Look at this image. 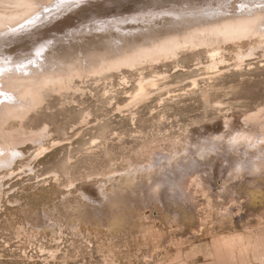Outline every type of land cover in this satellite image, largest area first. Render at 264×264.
<instances>
[{"label": "rangeland", "instance_id": "rangeland-1", "mask_svg": "<svg viewBox=\"0 0 264 264\" xmlns=\"http://www.w3.org/2000/svg\"><path fill=\"white\" fill-rule=\"evenodd\" d=\"M64 1L18 25L0 0V65L62 79L3 127L21 153L0 168V264H264V38L123 62L264 23V0Z\"/></svg>", "mask_w": 264, "mask_h": 264}, {"label": "bare ground", "instance_id": "bare-ground-1", "mask_svg": "<svg viewBox=\"0 0 264 264\" xmlns=\"http://www.w3.org/2000/svg\"><path fill=\"white\" fill-rule=\"evenodd\" d=\"M10 2L12 3L11 5H13V4H14V6L16 5L15 7H18V6H19V8L22 7L23 8L22 11L25 13L24 17L21 18L20 21L18 20L19 22L17 21V19L13 20V22L14 21L18 22L17 23L18 25H20V23L22 24L23 21H25L27 19H29L28 21H31V22H34V21L38 22L37 20H40V19L45 18V17H48L49 15H53L55 12L59 11L60 9H63L62 7L67 5L66 4L67 2L64 1V0H10ZM37 3H39L41 6L38 7ZM35 4H37V6H35ZM21 9L16 11V13L21 11ZM35 13H38V14L35 15ZM20 14H19V16H21ZM32 15H34L36 17L33 16L31 18ZM124 15H129V14L124 13ZM5 16H6V14H5ZM16 16H17V14H16ZM11 18L12 17H10V19ZM15 18H17V17H15ZM15 18H13V19H15ZM0 20H2V19H0ZM10 21H12V19ZM28 21H26V23ZM5 22H7V21L5 20ZM28 23H30V22H28ZM2 24H4V23L2 22ZM11 24L12 23H10V25ZM17 24H16V26H18ZM0 25H1V21H0ZM14 25H12L11 28ZM27 25H30V24H27ZM31 28H32V26H31ZM12 30L14 31V30H18V29H12ZM250 34L257 35V36L260 37V39L261 38L263 39L264 38V23L258 22L257 20H249V21H246V22L226 25V26L221 27V28H219L217 30L207 31V32H204V33H202L200 35H197V36L196 35H191L189 37H185V38H182V39H175V40L165 41L164 43H161L159 45L156 44L152 48H146V49H143L141 51H138V54L135 57L132 56L131 58H126V59H124V61L122 60L123 58H120V59L123 62H126L127 65L132 66L136 62H139L141 59L150 58L152 60H157V59H160L161 57H164V58H167L169 56L172 57V56L177 55L179 50L188 49V48H197V47H201V46L209 48V47H213L215 45H220L222 43H226V42L231 41V40L240 39L243 36H251ZM263 45H264V43H263ZM263 45H262V47H264ZM119 60L117 58V61H116V59L113 62L110 61L105 66L107 68L106 70H108V68H110V70L114 69L115 67H117L118 63L122 64V62L119 61ZM20 61L22 62V60H20ZM26 61H28V60H26ZM22 63H19V62H16V63H14V62L13 63H8L7 62V63H5V66H6V64L9 65L7 68H9V69L12 68L11 71L9 70V72H12L10 75L5 73L7 71H5V70H4L5 72L2 71L3 69H7L6 67H2L3 63L0 65L1 66L0 67V86H1L0 87V95H3V97L5 99L4 102H0V138H2L4 143H5V145H2V143H1L2 141L0 142L1 143V145H0V168H1L2 165L3 166H6V165L10 166L11 163H13V159L15 158V156H17L15 158V159H17L18 158L17 154L21 153V151L18 148H16V146H15L16 145L15 142H17V141H15L16 139H14L15 137H13V135L10 132L5 131L3 129V127L6 124V122L8 120H13V119H11V117H15V118L17 117V119H18V117H22L24 115L28 116L29 115V111L34 106H36L38 104L37 96L40 95V93H39L36 96V94L38 92H40L38 89L43 87V86H46V85L47 86H49V85H53L54 86L56 84L58 85V83H60L62 81V79L59 77V74H57L58 72L55 73V71L52 72V71H49V69H45L44 70V67H42V68L39 67L40 69L43 70V74H41L39 72L40 71L39 68L35 69L32 66H30V67H21ZM36 63H38V61ZM91 66H92V68H95L97 70L99 69V65H96V64L95 65H91L90 64V67ZM90 67L87 68L89 72H90V69L92 70V68H90ZM16 68H18V71H16L17 70ZM13 69H16V70H13ZM103 69L104 68H102L100 70H103ZM100 70H99V72H100ZM64 71L67 72V68H66V70L64 69ZM2 72L4 73V76H5V74H7L11 78L9 81L7 80L8 82H6V80H5L4 82H6V83L2 82V79H3V75H1V74H3ZM61 72H63V71H61ZM72 72L73 71H71V73ZM25 73L28 74V75H25ZM76 73H74V74H76ZM93 73H95V72H93ZM78 74H79V72H78ZM73 76L74 75L71 74V78ZM153 85H155L154 81H147V80H144V79L141 80L139 82V86H138V89H137V94L138 95L145 94V92L148 90V86H153ZM27 113H28V115H27ZM20 120L22 121L23 119H20ZM14 121H15V119H14ZM12 124H14V123H12ZM10 128H11V126L8 129H10ZM9 131H11V130H9ZM38 135H40V133ZM41 136H42V133H41ZM21 137H23V136H20V138ZM25 137H26V135H25ZM37 139L38 138H36V140ZM17 140H19V139H17ZM27 140H28V138H27ZM250 142H252V141H250ZM141 170L142 169H140V171ZM12 172H15V170L10 171V172H4V173L0 172V185H2V186L5 185V184H3V180L6 179V177L8 175L12 174ZM131 173H133V172H131ZM137 173H140V172H137ZM128 174H130V173H127V175ZM134 174H135V171H134ZM66 215H67V213H66ZM77 228L78 227H76V225H74L73 229L77 230Z\"/></svg>", "mask_w": 264, "mask_h": 264}]
</instances>
